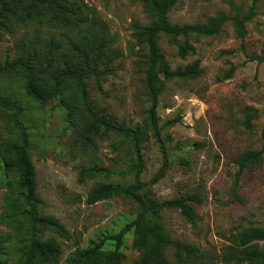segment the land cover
Masks as SVG:
<instances>
[{"label": "rangeland", "instance_id": "374dc122", "mask_svg": "<svg viewBox=\"0 0 264 264\" xmlns=\"http://www.w3.org/2000/svg\"><path fill=\"white\" fill-rule=\"evenodd\" d=\"M85 1L105 25L78 23L59 10L39 8L30 19L20 17L7 30L0 28V59L35 47L48 54L57 69L66 60L77 65L85 54L94 57L105 41L100 62L105 74L100 87L94 78L88 79L89 97L101 117L138 132L141 166L134 138L94 129L73 89L65 93L71 101L68 108L61 98L42 103L26 93L21 78L0 75V90L16 93L23 103L20 118L30 136L42 201L39 212L64 227L42 229L38 239L59 241L63 253L58 264H92L74 260L76 249H88L119 232L137 217L140 205L123 195L89 204V192L100 183H133L139 169L140 179L149 182L165 166L164 175L150 185L161 200L193 193L203 197L192 202L200 217L196 225L177 209L165 208L158 215L172 239L194 243L203 251L201 257L180 264H236L229 245L238 231L264 227V157L238 174L240 155L263 144L264 61L256 57L264 58V0L177 1L167 13L172 24L204 23L219 11L245 15L253 6L255 15L246 22L244 41L229 20L219 35H190L197 52L185 57L178 54L183 37L162 33L159 46L172 70L199 59L200 71L171 79L160 74L162 92L154 114L146 82L147 50L135 34L136 25L153 21L148 5L142 0ZM66 6L69 12L78 9L75 2ZM0 126L1 166L7 158L5 145L16 139L17 129L10 124V132L2 122ZM83 168H93L94 173L81 178ZM8 180L17 185L18 177L5 176L0 169V264H23L29 224L17 208L7 218ZM134 238L132 228L125 237L123 264H137L151 252L135 248ZM111 248L112 242L104 249ZM165 256L179 264L173 246Z\"/></svg>", "mask_w": 264, "mask_h": 264}, {"label": "trees", "instance_id": "16d2710c", "mask_svg": "<svg viewBox=\"0 0 264 264\" xmlns=\"http://www.w3.org/2000/svg\"><path fill=\"white\" fill-rule=\"evenodd\" d=\"M149 8L153 21L150 25H136V36L147 50L145 55L148 67L146 70V82L148 92L152 100V114L156 112L159 96L162 92V76L171 79L176 76L189 77L199 73L200 60H195L185 69L172 70L169 60L159 46L162 33L174 38L183 37L178 41V54L185 57L195 54L196 47L189 42L190 35L214 36L219 35L227 21L231 20L235 26L238 36L245 40L247 35L246 22L255 15V6L245 14H227L219 11L215 16L208 18L204 23L172 24L168 17L169 10L178 0H142ZM256 1V0H255ZM75 2L78 9L69 12L66 4ZM39 8H52L62 12L65 18H73L78 23L90 22L91 25H105V22L95 13L90 12V6L85 0H0V28L6 29L14 19L22 18L26 21L31 14ZM23 16V17H22ZM24 18V19H23ZM105 41L97 46V54L94 57L85 54L77 65L71 61H64L63 65L55 68L48 54L38 52L33 47L31 52L11 57L9 54L0 59V75L21 78L25 82L26 93L36 100L47 103L50 100L61 98L62 102L69 108L71 101L65 97V93L73 89L75 96H79L83 108L91 120L94 129L114 130L130 135L135 140V146L141 166V152L139 146V135L125 126H120L111 120L101 117L93 107L89 97L87 81L94 78L100 87L105 70H101V55ZM25 49V47L23 48ZM264 61L263 57H256ZM234 67L229 71L233 73ZM23 103L20 97L13 92L0 90V122L2 127L11 132L10 124L17 129L16 139L7 142L4 151L7 158L2 161L1 172L8 176L15 174L18 177L17 185L8 180L10 190L8 202L10 211L7 218L13 217L14 209H18L28 222V232L23 246V264H58L63 253L59 241L55 238L47 240L38 239L42 229L54 228L64 230L58 219L46 217L40 214L39 206L41 199L38 195L36 168L32 162L30 152V136L27 126L21 120ZM1 129V126H0ZM263 144L259 149H247L239 157V171L260 164L264 157V126L262 130ZM94 173L93 168H83L81 178ZM140 169L137 172L135 182L122 183H100L87 197L89 204H95L104 199L116 195L135 198L140 205L137 217L128 222L119 232L104 236L95 245L88 249L77 248L74 260L92 262V264H123L125 254V237L130 230L134 229L135 238L133 246L138 249L151 248L137 264H174L165 256L169 246L175 248L177 263H184L202 256L203 251L199 245L194 243L172 239L157 220L159 213L165 208L177 209L188 222L196 225L200 217L193 205V201H203L200 193L182 195L174 198L161 200L150 186L159 180L165 173V166L149 182L140 179ZM144 191V194H141ZM21 204L23 208L20 209ZM18 215V214H15ZM264 240L263 226H248L238 231L229 245L230 259L236 264H264V245L259 241ZM112 242L113 248L105 251V246Z\"/></svg>", "mask_w": 264, "mask_h": 264}]
</instances>
